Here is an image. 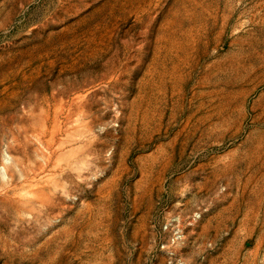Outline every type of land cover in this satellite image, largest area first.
<instances>
[{
    "label": "rangeland",
    "instance_id": "rangeland-1",
    "mask_svg": "<svg viewBox=\"0 0 264 264\" xmlns=\"http://www.w3.org/2000/svg\"><path fill=\"white\" fill-rule=\"evenodd\" d=\"M0 264H264V0H0Z\"/></svg>",
    "mask_w": 264,
    "mask_h": 264
}]
</instances>
